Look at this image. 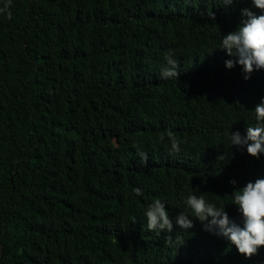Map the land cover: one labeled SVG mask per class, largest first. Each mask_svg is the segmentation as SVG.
I'll return each instance as SVG.
<instances>
[{
	"label": "trees",
	"instance_id": "1",
	"mask_svg": "<svg viewBox=\"0 0 264 264\" xmlns=\"http://www.w3.org/2000/svg\"><path fill=\"white\" fill-rule=\"evenodd\" d=\"M244 6L12 0V18L0 14V264H264V246L249 259L195 217L175 224L195 194L242 226L232 192L264 177V160L230 141L255 125L264 69L245 80L219 48ZM170 52L178 78L161 76ZM157 198L171 233L146 228Z\"/></svg>",
	"mask_w": 264,
	"mask_h": 264
},
{
	"label": "clouds",
	"instance_id": "2",
	"mask_svg": "<svg viewBox=\"0 0 264 264\" xmlns=\"http://www.w3.org/2000/svg\"><path fill=\"white\" fill-rule=\"evenodd\" d=\"M235 0H222L223 5H232ZM12 0H3L0 7V14H7L12 18L9 10ZM252 7H242L241 18L237 28L223 35L220 49L226 50L228 56L233 57L225 61V67L232 69L240 65L244 73V79L250 78L254 71L264 69V0H251ZM259 10L258 12L256 10ZM207 15L215 20V13L208 10ZM167 66L162 69L161 76L164 78H178L179 65L176 59L172 58L171 52L166 54ZM255 116L251 122L254 126L246 127V135H241L237 130L231 132V145L247 148V153L256 157V160H264V97L254 106ZM167 137L171 143V149L180 151L182 141L171 130L167 131ZM161 141L164 137H160ZM146 163L148 155L145 152L138 153ZM221 154L218 159H223ZM264 170V168H262ZM236 185V180H230ZM137 196H142L140 188L134 189ZM232 204L238 207V212L242 217L241 223H237L231 218L225 206L217 207L214 203L207 201L203 195H188L184 201L190 209V214L181 212L177 215L175 224L181 229L188 230L194 227L195 217L205 231L215 235L223 236L231 244L235 245L240 254L246 258H251L259 254V249L264 246V177L248 181L244 186L235 188L232 192ZM146 216V228L155 231L159 235L166 230L171 233L173 221L169 215L165 204L159 199L148 205ZM135 220H133L134 222ZM172 236L165 238V244L171 246Z\"/></svg>",
	"mask_w": 264,
	"mask_h": 264
}]
</instances>
